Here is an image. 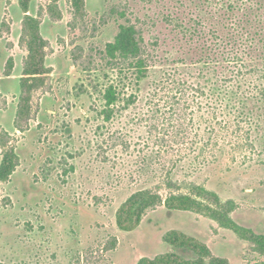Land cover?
Returning a JSON list of instances; mask_svg holds the SVG:
<instances>
[{"label":"rangeland","instance_id":"obj_1","mask_svg":"<svg viewBox=\"0 0 264 264\" xmlns=\"http://www.w3.org/2000/svg\"><path fill=\"white\" fill-rule=\"evenodd\" d=\"M29 14L51 74L21 132L29 36L19 0H0V141L7 130L20 156L0 181V264L196 258L164 240L174 229L228 264H264L260 247L220 220L264 236V55L247 56L264 50V0H85L83 16L73 0H32ZM132 27L142 72L110 47ZM215 33L245 35V77L210 54ZM3 151L0 142V164ZM137 192L159 198L126 232L116 213ZM180 193L200 206L168 209Z\"/></svg>","mask_w":264,"mask_h":264},{"label":"trees","instance_id":"obj_2","mask_svg":"<svg viewBox=\"0 0 264 264\" xmlns=\"http://www.w3.org/2000/svg\"><path fill=\"white\" fill-rule=\"evenodd\" d=\"M31 2L32 0H19L20 7L25 13L24 26L29 36V54L20 81L21 92L14 119L15 128L21 132H25L29 129L34 107L33 92L40 89L46 83L47 76L51 74V68L46 65L48 43L41 34L40 20L29 14ZM73 6L76 15H84L85 0H73ZM195 28L197 32L199 29L197 27ZM128 31L130 32L123 34L118 38L117 42L110 45V47L112 51L113 49H118V51L122 52L125 57H128L129 55V57L131 56L136 60L138 59L139 65L137 68L142 72L143 67L140 65L142 64V60L140 49L137 48L138 43L136 33L133 27L128 29ZM200 31L201 29L199 32ZM214 36H216V38L215 41H213V46L210 48L211 45H208L210 48H208V50L213 52L210 54H215V56H217V63H220V61L221 63L227 62V65L223 66L222 69L228 68L231 73L236 72V76L245 77V35L241 36V38L231 35L223 39L218 37L216 33ZM199 37L200 36H198V38ZM246 50L249 51L247 48ZM254 54H256L257 57L263 58L264 50L251 47V51L247 56L248 58H251ZM174 71L179 75L181 73V69L178 68V66L175 67ZM171 75L172 74H169V78ZM113 90V87L110 88L108 93ZM219 94H223L226 97L229 96L227 89ZM109 101L111 102V100ZM4 133L7 138L6 140L0 141L1 145L4 147L3 158L0 164V181L2 182L10 180L20 164V156L16 151V147L14 145H9L11 134L7 130H4ZM158 198V196L149 195L144 192L132 194L117 210L116 222L119 229L126 232H131L137 229L141 225L147 209H149ZM164 203L170 210L186 211L200 206V202L193 196L182 193L167 196ZM220 220L225 225L231 227L242 238L256 243L260 247V250L264 252L263 235H257L252 229L239 226L231 219L224 221L222 219ZM164 240L174 248L195 253L197 257L188 259L175 252H167L158 254L153 258L147 256L142 257L137 264H228V259L214 256L205 243L184 231L175 229L170 230L164 235Z\"/></svg>","mask_w":264,"mask_h":264}]
</instances>
